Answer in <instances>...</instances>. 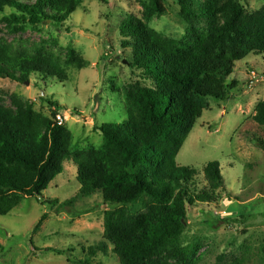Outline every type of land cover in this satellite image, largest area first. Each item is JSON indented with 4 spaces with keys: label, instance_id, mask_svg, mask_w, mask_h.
Segmentation results:
<instances>
[{
    "label": "rangeland",
    "instance_id": "1",
    "mask_svg": "<svg viewBox=\"0 0 264 264\" xmlns=\"http://www.w3.org/2000/svg\"><path fill=\"white\" fill-rule=\"evenodd\" d=\"M153 1L83 0L64 26L51 21L34 25L6 7L0 12V45L16 56L54 62L68 80L43 83L32 76L18 83L0 77V107L16 111L18 103L32 105L68 129L76 150L99 149L103 137L97 125L127 120L128 92L140 82L153 85L121 60L131 53L124 47L121 26L138 20L164 38L182 42L206 30L205 23L188 24L176 0H158L164 7L162 13L147 9ZM241 2L248 14L264 7V0ZM225 82L232 96L225 102L207 101L177 159L180 166L198 172L200 189L207 187L205 167L218 161L224 184L212 205L198 203L188 208L190 225L181 241L185 257L163 256L160 261L168 264H264V151L252 140V136L264 140V125L254 121L256 108L264 101V54L238 61ZM62 164L64 172L41 197L26 198L9 215L0 216V264H75L68 258L84 260L86 249L104 241L105 215L113 207L99 191L89 197L80 195L73 159ZM126 207L139 214L150 210L146 199ZM91 260L122 264L112 245Z\"/></svg>",
    "mask_w": 264,
    "mask_h": 264
},
{
    "label": "trees",
    "instance_id": "2",
    "mask_svg": "<svg viewBox=\"0 0 264 264\" xmlns=\"http://www.w3.org/2000/svg\"><path fill=\"white\" fill-rule=\"evenodd\" d=\"M82 1L0 0V12L8 7L34 25L51 21L64 26ZM176 4L188 24L205 23L206 30L182 42L166 39L138 20L121 26L124 47L131 50L121 60L153 85L140 82L128 92L127 120L97 125L103 137L99 149L76 150L68 129L32 105L18 103L16 111L0 107V216L9 215L26 198L41 197L64 172L62 163L68 158L78 169L80 195L99 191L113 207L105 215L104 241L86 249L84 260L68 258L71 263L96 264L91 258L107 253L109 245L122 264H168L160 261L167 255L182 259L181 241L190 225L188 208L212 205L224 184L218 161L205 167L207 187L200 189L198 172L180 166L177 159L207 101L225 102L232 96L225 78L234 73L236 63L250 54H264V7L248 14L241 0H176ZM147 9L164 11L158 0ZM32 76L43 83L68 80L54 62L16 56L0 45V77L26 83ZM51 104L60 109L59 103ZM254 121L264 125V101L258 104ZM252 140L264 151L261 137ZM144 199L150 204L148 213L127 209V204Z\"/></svg>",
    "mask_w": 264,
    "mask_h": 264
}]
</instances>
